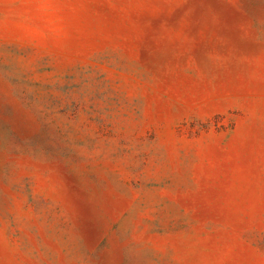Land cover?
I'll return each mask as SVG.
<instances>
[{
  "label": "rangeland",
  "instance_id": "rangeland-1",
  "mask_svg": "<svg viewBox=\"0 0 264 264\" xmlns=\"http://www.w3.org/2000/svg\"><path fill=\"white\" fill-rule=\"evenodd\" d=\"M0 264H264V0H0Z\"/></svg>",
  "mask_w": 264,
  "mask_h": 264
}]
</instances>
